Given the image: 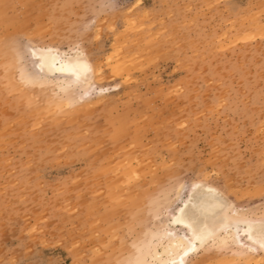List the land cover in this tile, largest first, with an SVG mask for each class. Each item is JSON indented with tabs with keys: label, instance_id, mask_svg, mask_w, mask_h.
<instances>
[{
	"label": "rangeland",
	"instance_id": "374dc122",
	"mask_svg": "<svg viewBox=\"0 0 264 264\" xmlns=\"http://www.w3.org/2000/svg\"><path fill=\"white\" fill-rule=\"evenodd\" d=\"M103 2L0 0V264H122L141 231L168 225L177 177L264 211V0H116L94 15ZM92 20L94 44L79 38ZM21 36L79 46L90 94L71 98L56 75L26 81ZM236 253L188 260L264 264L259 249Z\"/></svg>",
	"mask_w": 264,
	"mask_h": 264
},
{
	"label": "snow or ice",
	"instance_id": "6c2138e0",
	"mask_svg": "<svg viewBox=\"0 0 264 264\" xmlns=\"http://www.w3.org/2000/svg\"><path fill=\"white\" fill-rule=\"evenodd\" d=\"M117 7L116 0H104L103 3L91 6L95 10L94 15L115 11ZM89 32L92 35H88ZM79 38L92 44L101 40V36L96 30L95 20L85 24ZM13 48L21 63H31L33 67L39 68V73L27 72L23 74V78L28 82L42 79L41 74L45 71L48 59L45 54H51L53 50L37 49L27 36L17 38L13 42ZM47 68L50 73L65 74L63 79L72 82L74 89L79 91L81 99L90 94L82 90L81 86L89 83L93 69L88 63V57L81 53L79 46H77L74 55L66 53L63 57H52ZM100 91L104 92L107 89L101 88ZM206 176L207 174H204L205 179ZM260 182L264 184V176L261 177ZM205 186L204 183H198L195 180L182 183L180 177L175 178L172 194L178 202L176 207H167L163 203L160 205L168 213V227L158 233L145 234L143 240L133 241L131 246L135 255L125 261V264H192V261L186 260V258L190 253L196 252L198 247L205 246L221 249L236 247L247 252H255L258 249L264 251V211L259 214V218L255 214L235 211V206L222 192H215L212 208L209 209L199 203L196 197L197 191ZM208 190L215 191L212 188ZM189 191L192 192V195L188 194ZM181 204L183 207H180ZM210 211L213 216L220 217L211 224L205 220ZM172 225H182L184 234L177 236L176 232L172 230ZM173 241L174 243H172ZM154 247L164 248L163 258L153 252ZM45 264H63V262L54 259L46 261Z\"/></svg>",
	"mask_w": 264,
	"mask_h": 264
},
{
	"label": "bare ground",
	"instance_id": "6f19581e",
	"mask_svg": "<svg viewBox=\"0 0 264 264\" xmlns=\"http://www.w3.org/2000/svg\"><path fill=\"white\" fill-rule=\"evenodd\" d=\"M0 6H3V4H1L0 3ZM0 8H3V7H0ZM5 9V8H4ZM4 9H2L3 11H4ZM11 17V16H10ZM3 41L1 40V42H0V45H2V44H4V42L2 43ZM6 46H7V44H5ZM6 46H4L5 48H7ZM0 48L2 49V47L0 46ZM5 48H3V49H5ZM45 48H48V49H52L53 51H52V53L51 54H48V53H46L45 55H46V57L48 58L47 59V61H46V65H45V71H44V73H42L41 75L43 76V78L42 79H39V80H35V82L36 81H39V82H44V81H48V78H47V76L48 75H56V76H58V77H61V78H63L64 77V75L65 74H63V73H60V72H49L48 71V68H47V65H48V63H50L51 62V59H52V57H63L64 55L63 54H61L59 51H58V49H55V48H53V47H41V48H37V49H45ZM7 49H10V48H7ZM2 51H4V50H2ZM8 53H10V52H8ZM68 54V53H67ZM8 55V54H7ZM6 56V55H5ZM7 57V58H6ZM5 58L6 59H10V58H14V57H10V54H9V56H6ZM33 59H35V58H33ZM12 60V59H11ZM14 60V59H13ZM13 60L12 61H10L9 62V60L7 61V62H9V63H11L12 62V64H13ZM88 63H89V61H88ZM26 65V64H25ZM30 66V65H29ZM29 66H28V68H29ZM27 67V66H26ZM31 67V66H30ZM28 68H25L26 70H25V73H27V72H35V73H39V68L38 67H34L33 69H28ZM92 69H93V67H92ZM94 69H93V74H92V76L94 75ZM95 74H97V73H95ZM92 79V78H91ZM64 81V80H63ZM62 81V82H63ZM34 82V81H33ZM38 83V82H37ZM65 86H66V90L68 91V93H70V95H71V98H76L77 99V97L78 96H76V95H80L79 94V91H76L75 89H74V86H73V84H72V82L71 81H65ZM91 86H90V81H89V83L88 84H84V85H82L81 86V88H82V90H84V91H89V88H90ZM75 93V94H74ZM79 100H80V97H79ZM78 100V101H79ZM201 183V182H200ZM205 184V183H204ZM209 188H212V189H214L215 191L214 192H210L208 189ZM219 191V190H218ZM215 192H217V189L216 188H214L213 186H210V185H206L205 186V190H202V191H200L199 192V194H198V197H197V201L199 202V203H201V204H203V205H205L207 208H209V209H211L212 208V205H213V202H214V196H215ZM172 196V195H171ZM174 196H172V198H173ZM167 199V198H166ZM170 199V198H169ZM164 201V200H163ZM170 201V200H169ZM169 201H167V202H169ZM165 202V201H164ZM231 202V201H230ZM232 203V202H231ZM233 204V203H232ZM234 205V204H233ZM235 206V205H234ZM183 207V206H182ZM235 211H243V212H245V213H247L246 212V210L245 209H240V208H237L236 206H235V209H234ZM217 212L219 211L218 209L216 210ZM249 213V212H248ZM224 214H227V213H224ZM220 217L219 216H213V214H212V212L210 211L209 213H208V215L205 217V220H206V222L207 223H209V224H211V223H214L216 220H218ZM168 227V225H166V224H163L162 222L161 223H153V224H151V225H149V226H147L144 230H143V232L141 231V235L142 236H140V239L138 240V241H140V240H143L144 239V237H145V234H148V233H154V232H161L163 229H165V228H167ZM172 230H174L175 232H176V234H177V236H182L183 234H184V232H183V226L181 225V226H177V225H172ZM172 243H174V241L172 242ZM199 249H201V248H199L198 247V249H197V251L199 250ZM233 249V248H232ZM235 249H237L236 247H235ZM238 251H239V254L240 255H242L244 258H246V260L245 261H247V260H251L252 259V252L250 253V252H247L246 250H239V249H237ZM129 251H131L130 252V254H127V256H126V259H125V261H127L129 258H131V257H133L134 255H135V251L134 250H129ZM129 251H128V253H129ZM196 251V252H197ZM153 252L154 253H156L157 254V256L158 257H160V258H163V252H164V248L163 247H160V248H153ZM195 252H193V253H190V255H189V257H187L186 258V260H188L189 258H190V256L192 255V254H194ZM255 256V255H254ZM258 257V256H257ZM148 259H151V257H148ZM125 261H122L123 263L122 264H125ZM252 261V260H251Z\"/></svg>",
	"mask_w": 264,
	"mask_h": 264
}]
</instances>
